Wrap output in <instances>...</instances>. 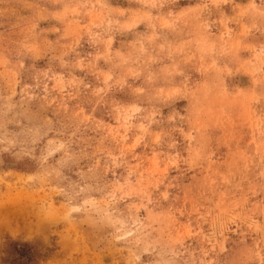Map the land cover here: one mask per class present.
Masks as SVG:
<instances>
[{
  "label": "rangeland",
  "instance_id": "374dc122",
  "mask_svg": "<svg viewBox=\"0 0 264 264\" xmlns=\"http://www.w3.org/2000/svg\"><path fill=\"white\" fill-rule=\"evenodd\" d=\"M264 264V0H0V264Z\"/></svg>",
  "mask_w": 264,
  "mask_h": 264
},
{
  "label": "trees",
  "instance_id": "16d2710c",
  "mask_svg": "<svg viewBox=\"0 0 264 264\" xmlns=\"http://www.w3.org/2000/svg\"><path fill=\"white\" fill-rule=\"evenodd\" d=\"M2 252V264H38L43 256L40 242L11 237L4 240Z\"/></svg>",
  "mask_w": 264,
  "mask_h": 264
}]
</instances>
